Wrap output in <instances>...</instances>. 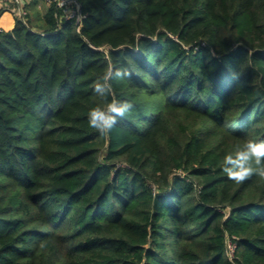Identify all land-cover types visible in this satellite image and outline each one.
<instances>
[{
	"label": "trees",
	"instance_id": "obj_1",
	"mask_svg": "<svg viewBox=\"0 0 264 264\" xmlns=\"http://www.w3.org/2000/svg\"><path fill=\"white\" fill-rule=\"evenodd\" d=\"M77 1L0 33V264H264V180L222 171L264 140V0Z\"/></svg>",
	"mask_w": 264,
	"mask_h": 264
},
{
	"label": "clouds",
	"instance_id": "obj_2",
	"mask_svg": "<svg viewBox=\"0 0 264 264\" xmlns=\"http://www.w3.org/2000/svg\"><path fill=\"white\" fill-rule=\"evenodd\" d=\"M132 75L128 68H118L112 64L94 85L95 94L100 100L105 101V105L103 107L97 105L88 111V124L101 136L110 135L119 119L134 109L132 102L116 98L111 83L113 80L131 79ZM222 171L229 180L237 184L244 183L253 176L264 180V140H246L234 154L225 155Z\"/></svg>",
	"mask_w": 264,
	"mask_h": 264
},
{
	"label": "built area",
	"instance_id": "obj_3",
	"mask_svg": "<svg viewBox=\"0 0 264 264\" xmlns=\"http://www.w3.org/2000/svg\"><path fill=\"white\" fill-rule=\"evenodd\" d=\"M19 2V11H18V17L23 18L26 14L25 10L22 8V0H16ZM48 3H56L57 6L65 8V15L67 18H77V23L79 24L82 20V13L80 10V5L77 0H45ZM79 30V28H78ZM4 30L0 28V33L3 32ZM236 243L233 242L231 239L228 240V251H229V256L232 258L234 256L235 250H236Z\"/></svg>",
	"mask_w": 264,
	"mask_h": 264
},
{
	"label": "crops",
	"instance_id": "obj_4",
	"mask_svg": "<svg viewBox=\"0 0 264 264\" xmlns=\"http://www.w3.org/2000/svg\"><path fill=\"white\" fill-rule=\"evenodd\" d=\"M25 0H22L24 5ZM48 3H43L40 8H44ZM19 2L16 0H0V28L4 31L12 30L16 24L18 17Z\"/></svg>",
	"mask_w": 264,
	"mask_h": 264
}]
</instances>
